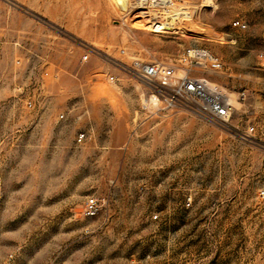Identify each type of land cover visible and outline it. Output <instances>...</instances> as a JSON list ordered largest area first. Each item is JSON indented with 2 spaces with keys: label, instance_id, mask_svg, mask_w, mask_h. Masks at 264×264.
I'll list each match as a JSON object with an SVG mask.
<instances>
[{
  "label": "rangeland",
  "instance_id": "rangeland-1",
  "mask_svg": "<svg viewBox=\"0 0 264 264\" xmlns=\"http://www.w3.org/2000/svg\"><path fill=\"white\" fill-rule=\"evenodd\" d=\"M138 1L0 0V264H264V0ZM192 46L227 123L125 68Z\"/></svg>",
  "mask_w": 264,
  "mask_h": 264
},
{
  "label": "built area",
  "instance_id": "built-area-1",
  "mask_svg": "<svg viewBox=\"0 0 264 264\" xmlns=\"http://www.w3.org/2000/svg\"><path fill=\"white\" fill-rule=\"evenodd\" d=\"M142 9L148 6L169 7V0H139ZM236 26H243L240 21ZM88 54L83 56L87 61ZM222 59L208 48L187 47L175 60L144 61L134 58L127 64V71L142 81L150 89L148 103L163 110L185 109L208 118L215 123H227L236 110L235 103L245 97L246 93H234L220 86L205 75L207 71L219 72L223 69ZM115 81V76H110ZM254 128H252V131ZM81 132L78 141L86 139ZM264 196V190L261 191ZM98 199L94 196L86 201V211L96 213Z\"/></svg>",
  "mask_w": 264,
  "mask_h": 264
},
{
  "label": "bare ground",
  "instance_id": "bare-ground-1",
  "mask_svg": "<svg viewBox=\"0 0 264 264\" xmlns=\"http://www.w3.org/2000/svg\"><path fill=\"white\" fill-rule=\"evenodd\" d=\"M208 1V0H207ZM169 2L171 3V6L172 5H174V0H169ZM138 4V3H137ZM135 6V5H134ZM151 13H153V15L152 16H155L156 14L158 15V14H160V12H153V11H151ZM150 13V14H151ZM148 15V14H147ZM150 18V17H149ZM153 19L155 20V22H153L152 23V25H150L149 27H160L161 28V26H163V27H165V28H169V26H167V24L166 23H164L163 21H161V20H157V18L156 17H153ZM171 19H172V23H169L170 25L171 24H173V23H175V20H177V17L176 16H172L171 17ZM152 21V20H151ZM148 24V23H147Z\"/></svg>",
  "mask_w": 264,
  "mask_h": 264
},
{
  "label": "crops",
  "instance_id": "crops-1",
  "mask_svg": "<svg viewBox=\"0 0 264 264\" xmlns=\"http://www.w3.org/2000/svg\"><path fill=\"white\" fill-rule=\"evenodd\" d=\"M106 98H108L111 102H114L118 99V97L116 95H110V96H107Z\"/></svg>",
  "mask_w": 264,
  "mask_h": 264
}]
</instances>
